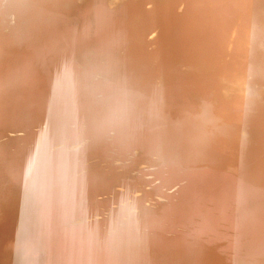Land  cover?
<instances>
[{"label":"bare ground","instance_id":"6f19581e","mask_svg":"<svg viewBox=\"0 0 264 264\" xmlns=\"http://www.w3.org/2000/svg\"><path fill=\"white\" fill-rule=\"evenodd\" d=\"M22 1L0 264H264V0Z\"/></svg>","mask_w":264,"mask_h":264},{"label":"water","instance_id":"95a60500","mask_svg":"<svg viewBox=\"0 0 264 264\" xmlns=\"http://www.w3.org/2000/svg\"><path fill=\"white\" fill-rule=\"evenodd\" d=\"M21 1L17 0V3L11 6V13H14V19L11 20L10 25L14 26L17 21H20L19 26L11 29L0 26V99L6 98L9 103L15 102V99L18 96L21 97L22 94L24 95H22L23 98L21 99H24L27 94L30 95L36 92L33 90L32 85L23 84L24 76L15 79L13 77L14 73L18 70L21 72L22 70L26 72L37 71L38 74L40 72V63L38 62L41 58L38 56L37 48L41 47L39 41L41 36L38 33L36 34L35 30L33 32L30 31V13L28 10L31 6L29 1L27 6L22 4L23 1ZM131 63H126L128 69L132 67ZM20 102L22 101L20 100ZM106 254L108 263V258L113 263L120 261L119 253L108 250ZM123 259L124 263L121 262L122 264H130L125 256H123Z\"/></svg>","mask_w":264,"mask_h":264},{"label":"rangeland","instance_id":"374dc122","mask_svg":"<svg viewBox=\"0 0 264 264\" xmlns=\"http://www.w3.org/2000/svg\"><path fill=\"white\" fill-rule=\"evenodd\" d=\"M129 10H131V7L129 8ZM120 11V10H119ZM51 68V67H50Z\"/></svg>","mask_w":264,"mask_h":264}]
</instances>
